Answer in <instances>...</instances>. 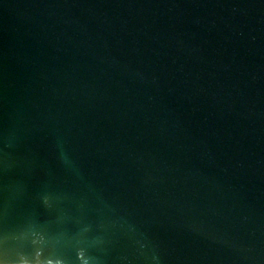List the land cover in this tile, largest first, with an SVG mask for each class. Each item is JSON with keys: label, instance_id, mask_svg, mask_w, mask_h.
<instances>
[{"label": "water", "instance_id": "95a60500", "mask_svg": "<svg viewBox=\"0 0 264 264\" xmlns=\"http://www.w3.org/2000/svg\"><path fill=\"white\" fill-rule=\"evenodd\" d=\"M0 264H264V0H0Z\"/></svg>", "mask_w": 264, "mask_h": 264}]
</instances>
